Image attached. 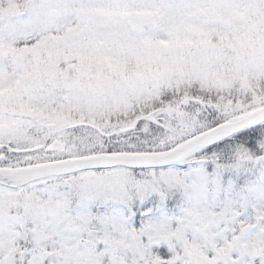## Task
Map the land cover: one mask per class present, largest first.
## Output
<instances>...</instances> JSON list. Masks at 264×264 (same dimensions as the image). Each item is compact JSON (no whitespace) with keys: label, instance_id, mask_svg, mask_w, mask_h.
Listing matches in <instances>:
<instances>
[{"label":"snow or ice","instance_id":"snow-or-ice-1","mask_svg":"<svg viewBox=\"0 0 264 264\" xmlns=\"http://www.w3.org/2000/svg\"><path fill=\"white\" fill-rule=\"evenodd\" d=\"M0 264H264V0H0Z\"/></svg>","mask_w":264,"mask_h":264}]
</instances>
